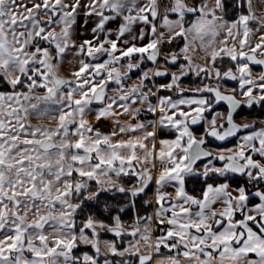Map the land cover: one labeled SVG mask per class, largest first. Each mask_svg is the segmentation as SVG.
Segmentation results:
<instances>
[{"label": "snow or ice", "instance_id": "obj_1", "mask_svg": "<svg viewBox=\"0 0 264 264\" xmlns=\"http://www.w3.org/2000/svg\"><path fill=\"white\" fill-rule=\"evenodd\" d=\"M0 264H264V0H0Z\"/></svg>", "mask_w": 264, "mask_h": 264}, {"label": "flooded vegetation", "instance_id": "obj_2", "mask_svg": "<svg viewBox=\"0 0 264 264\" xmlns=\"http://www.w3.org/2000/svg\"><path fill=\"white\" fill-rule=\"evenodd\" d=\"M147 67H151V65L149 64V65H147ZM252 69H253V74L255 75V74L259 73V72L262 70V67H261V66L253 65V66H252ZM173 70H174V69H173ZM137 74H138V73H137ZM133 78H136V76L133 75ZM162 79H163V78H157L158 81H160V80H162ZM188 82H189L188 79H186V80L184 81L185 84H187ZM235 86H236V85H235L234 82H231V81L228 82V87H229V88H231V87H235ZM153 102H155V101H153ZM257 108H258V107H257ZM254 109H255V108H254ZM254 109L251 110V112H252V116H249V117H248L249 120H251V119H253V118H257V117L260 116L259 114H257V113L254 112V111H255ZM217 110H218V111H225V110H226V104L221 103V105L217 108ZM248 111H249V110L245 109L243 112H241V115H246ZM236 119H237V122H238V123H242V122H244L243 120H241L240 116H237ZM100 126H101L102 130L108 129V128L110 127V125L108 124V122H103V123H101ZM163 135H164V136H169V135H171V134L168 133L167 131H165V132L163 133ZM229 146H230V145H229Z\"/></svg>", "mask_w": 264, "mask_h": 264}, {"label": "rangeland", "instance_id": "obj_3", "mask_svg": "<svg viewBox=\"0 0 264 264\" xmlns=\"http://www.w3.org/2000/svg\"><path fill=\"white\" fill-rule=\"evenodd\" d=\"M81 19H82V17L80 18V20ZM72 59H73L72 55L69 54L68 60H72ZM68 72H69V66H68L67 61H66L65 62V67L62 69V74L67 75ZM130 82H136V78H132V81H130ZM34 123H35V121H34Z\"/></svg>", "mask_w": 264, "mask_h": 264}, {"label": "crops", "instance_id": "obj_4", "mask_svg": "<svg viewBox=\"0 0 264 264\" xmlns=\"http://www.w3.org/2000/svg\"><path fill=\"white\" fill-rule=\"evenodd\" d=\"M83 19V18H82ZM81 19V21H82ZM89 27H91V25H89ZM109 27L115 28V25H109ZM79 32H80V28H79V24L77 25V40L79 39H83V38H91L90 34L86 33L83 37L79 36ZM108 129H105L104 131H107Z\"/></svg>", "mask_w": 264, "mask_h": 264}, {"label": "trees", "instance_id": "obj_5", "mask_svg": "<svg viewBox=\"0 0 264 264\" xmlns=\"http://www.w3.org/2000/svg\"><path fill=\"white\" fill-rule=\"evenodd\" d=\"M255 111V113H257V114H259L260 115V109L259 108H255L254 109ZM162 135H163V133H162ZM192 187H198V184L197 183H194V182H190L189 183V188H192Z\"/></svg>", "mask_w": 264, "mask_h": 264}, {"label": "water", "instance_id": "obj_6", "mask_svg": "<svg viewBox=\"0 0 264 264\" xmlns=\"http://www.w3.org/2000/svg\"><path fill=\"white\" fill-rule=\"evenodd\" d=\"M223 103V102H222Z\"/></svg>", "mask_w": 264, "mask_h": 264}]
</instances>
